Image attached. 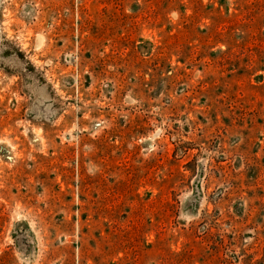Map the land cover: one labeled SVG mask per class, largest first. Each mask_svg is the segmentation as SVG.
<instances>
[{"label":"rangeland","instance_id":"1","mask_svg":"<svg viewBox=\"0 0 264 264\" xmlns=\"http://www.w3.org/2000/svg\"><path fill=\"white\" fill-rule=\"evenodd\" d=\"M0 264H264V0H0Z\"/></svg>","mask_w":264,"mask_h":264},{"label":"bare ground","instance_id":"2","mask_svg":"<svg viewBox=\"0 0 264 264\" xmlns=\"http://www.w3.org/2000/svg\"><path fill=\"white\" fill-rule=\"evenodd\" d=\"M41 42V41H40Z\"/></svg>","mask_w":264,"mask_h":264}]
</instances>
